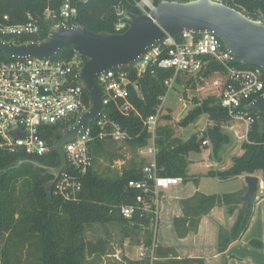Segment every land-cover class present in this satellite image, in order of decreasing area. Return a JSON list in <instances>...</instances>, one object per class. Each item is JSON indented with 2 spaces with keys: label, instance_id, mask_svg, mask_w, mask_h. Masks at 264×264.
Returning <instances> with one entry per match:
<instances>
[{
  "label": "trees",
  "instance_id": "obj_1",
  "mask_svg": "<svg viewBox=\"0 0 264 264\" xmlns=\"http://www.w3.org/2000/svg\"><path fill=\"white\" fill-rule=\"evenodd\" d=\"M65 0H0V22L7 15L8 23L21 24L30 15L41 25V34L35 41L44 39L53 24L44 17L46 8L57 11ZM157 4L161 0H151ZM76 6L78 14L68 25H83L91 31L117 32L114 23L117 20L114 6L121 3L127 10L140 14L134 6V0H90L81 3L70 0ZM227 5L240 10L247 17L257 20L264 17V0H227ZM126 29V28H125ZM120 30L119 32L124 31ZM179 39L178 34H173ZM23 42V40H22ZM75 52L70 47H63L58 57H69ZM84 61V57H81ZM10 56L0 52V60H8ZM240 67H248L237 60ZM131 78L139 85L138 89L130 88L129 100L142 117L153 113L161 103V97L166 93L164 81L172 71L161 68H148L141 77L136 78L132 68ZM209 80L213 89L210 95L199 100L194 99V105L177 121L180 128L194 124L202 114H207L210 120L208 126L199 135L192 133L182 140L175 135L170 114L163 111L154 136L155 164L157 175L180 177L183 183L193 182L195 185L202 176L215 177L221 181H229L240 175H255L261 172L264 197V129L256 120V112L248 107L245 110L254 117L247 131L239 121H234L227 111L220 106L219 94L225 84V72L221 65L211 61L203 66L195 75L181 73L177 76L175 85L195 88L196 83ZM88 92L85 90V103L88 106ZM104 112L117 121L129 135L127 143L133 147H143L150 138V133L141 119L134 115L120 114L112 104L105 106ZM51 126L45 132V137L51 144L50 151L43 156L35 157L20 153H8L0 150V264H94V259H101L109 251L110 240L104 237L87 239L86 231L93 223L113 222L119 225L122 240L129 238L130 243L142 244L146 255L138 260H128V264H148L151 259H167L165 263L154 264H204L200 258L176 259L175 249L155 243L149 224L153 218L151 212H135L131 218H124L121 207L134 205L138 191L127 188L129 180L144 179L143 167L145 160H131L126 167L113 175L106 176L93 168L94 162L103 150L106 138L95 137L90 143L92 164L81 176V189L74 198L65 199L54 193V185L49 189L45 183L52 175L44 169L30 163H22L14 167L19 159L34 160L48 167H57L60 155L53 147V141L59 138L57 130L72 123ZM234 122L238 126L239 149L230 155V162L224 166L206 167L190 173L188 156L208 150L202 144L210 142L212 157L220 161L222 148L231 142L224 130L227 124ZM94 125V124H93ZM96 135V129L93 130ZM200 167V168H201ZM246 189L235 192L203 194L199 191L191 196L180 199L181 215L172 219V228L177 238H184L196 233L200 220L210 213L214 207H224L227 214L235 213V219L229 229L220 227L217 235V250H225L230 243L236 241L246 231L252 214V201L248 211L245 204L239 200ZM136 237V238H135ZM254 247H261L258 239H251Z\"/></svg>",
  "mask_w": 264,
  "mask_h": 264
},
{
  "label": "built area",
  "instance_id": "obj_2",
  "mask_svg": "<svg viewBox=\"0 0 264 264\" xmlns=\"http://www.w3.org/2000/svg\"><path fill=\"white\" fill-rule=\"evenodd\" d=\"M89 1L79 0L81 3ZM210 1L222 4L227 2ZM134 6L141 13H148L156 5L151 0H134ZM126 10L121 3L114 6L117 17L114 28L117 32L127 27L123 22ZM77 14L78 9L70 0H65L57 11L46 8L43 12L44 17L52 20V25L60 23L68 25L67 21L76 18ZM8 21V16L3 15L0 22V38L5 41L15 43H22V40L35 41L34 39L41 34L40 23L30 15L21 24H11ZM256 21L264 22V17L261 16ZM178 36L179 39L173 34H167L163 40L148 47L133 66L110 69L95 77L104 110L106 105L112 104L122 115L138 116L151 134L149 138L151 145L144 151L146 155L151 156V160L143 167L144 179H131L127 182V188L138 191L135 197L136 206L121 207V214L127 219L135 212H139L140 215L143 212L156 215L160 193L182 182L180 177L157 175L154 136L163 114L164 96L153 113L142 117L129 100L130 88L137 90L139 87L137 81L131 78L129 68H132L136 78L141 77L148 68L171 70L172 74L164 81L167 92L174 87L179 74L195 75L209 62L218 63L225 72V84L219 94L220 106L232 119L243 122L245 131L254 120L245 108H249V104L264 93L263 70L252 65L240 67L237 64L238 59L215 33L183 30ZM82 64L83 60L77 53L69 57H58L57 54L55 57L45 59L10 57L8 60H0V150L35 157L46 155L50 151L52 146L45 137L46 130L51 126L73 120L66 126L69 127L87 110L85 89L78 79ZM178 100L182 101V98L179 97ZM104 110L96 120L87 123L73 139L62 145L66 163L53 183V190L65 199L74 198L81 189L80 178L92 164L90 143L95 137L116 141L129 139L127 131ZM94 129L96 135L93 133ZM206 142L207 140H204L202 143ZM150 252L153 259V248ZM145 255L146 249L141 244L138 257L142 258Z\"/></svg>",
  "mask_w": 264,
  "mask_h": 264
},
{
  "label": "water",
  "instance_id": "obj_3",
  "mask_svg": "<svg viewBox=\"0 0 264 264\" xmlns=\"http://www.w3.org/2000/svg\"><path fill=\"white\" fill-rule=\"evenodd\" d=\"M123 22L127 27L122 32H94L83 25L60 23L52 25L47 36L40 41L15 43L0 38V52L10 57L45 59L55 57L63 47H70L86 59L78 72V79L88 92V107L74 124L57 130L59 138L53 141V147L60 155L59 165L48 167L27 159H20L14 165L30 163L51 174L52 178L45 183L47 189L65 166L62 145L104 110L95 77L110 69L135 65L148 47L163 40L167 34H179L183 30L213 32L242 64L258 66L264 72V22L253 20L227 4L210 0H161L148 13L136 14L126 10ZM249 108L255 110L256 120L264 129V93L257 96ZM244 181L246 190L239 200L248 211L259 188V179L255 175H245Z\"/></svg>",
  "mask_w": 264,
  "mask_h": 264
},
{
  "label": "crops",
  "instance_id": "obj_4",
  "mask_svg": "<svg viewBox=\"0 0 264 264\" xmlns=\"http://www.w3.org/2000/svg\"><path fill=\"white\" fill-rule=\"evenodd\" d=\"M206 158L207 160L201 163L195 162L197 160H194V158H192L191 161L193 163L191 162L189 164V169L195 168V170L197 171L201 166H206L208 168L220 165L224 166L230 162V156L228 158L223 157L220 161H217L215 159L212 160L209 157ZM193 174L197 173L195 172ZM244 176L245 175H240L235 179L229 180L235 182L236 185L235 189L231 192L246 189ZM255 176H257L259 179V188L255 194L249 225L246 231L241 235V237L236 241L230 243L225 250H217L218 230L220 227L229 229L234 222L235 213L230 215L227 214L224 207H214L210 211V213L201 218L198 226V231L196 233L189 234L184 238L176 237L171 224L172 219L176 216H180L182 213L181 207L178 202L180 199L189 197L196 191H199L203 194H218L217 192L205 191L210 190L211 186L213 185L211 181L216 179L220 182H229L221 181L215 177L207 176L200 177L198 179L197 185H195L191 181L186 183L181 182L180 184L165 189L160 193V204L161 206H163L161 210V218L164 221L163 225L161 226L167 228L170 235L172 233L173 240L171 238V243H169L166 241H162L163 239H159V236L158 240H156L158 244L162 246L173 247L178 255L176 259L200 258L203 259L204 264H264V197L262 196L263 183L261 180L260 171L256 172ZM227 192L228 191L220 193ZM182 193H185V195ZM166 195L167 199H164V201L163 198ZM170 201H172V203H174L175 205L170 206L172 204L169 203ZM124 239H121L119 245L120 248L118 249H122L123 246L126 247L128 245L125 241L126 239ZM251 239L260 240L262 246L259 248L252 246L249 243ZM104 257L114 258L111 263L108 262L104 264H128V260L140 259L136 251L128 250H125L124 252L119 251V254L108 251L106 255L101 257V259H103ZM166 260L167 259L164 258L157 260L156 262L165 263Z\"/></svg>",
  "mask_w": 264,
  "mask_h": 264
},
{
  "label": "rangeland",
  "instance_id": "obj_5",
  "mask_svg": "<svg viewBox=\"0 0 264 264\" xmlns=\"http://www.w3.org/2000/svg\"><path fill=\"white\" fill-rule=\"evenodd\" d=\"M211 84L209 80L202 81L200 83H196L195 88L190 87H183V84L174 85L171 89H169L163 97V111L170 114V120L172 121L171 124L175 129L176 137L184 140L192 133L201 134L205 128L208 126L210 120L208 119L207 114H202L198 120L194 124H190L186 127L180 128L176 125L177 121H179L187 111L193 107L194 99H203L210 95L212 92ZM181 97L182 101H179L178 98ZM237 121V120H234ZM240 123H244L239 121ZM227 128L224 129L231 138V142L229 144H225L222 148L221 157L228 158L233 152H236L239 149V137L237 134L238 126L236 123L231 122L227 124ZM203 144V143H202ZM151 145L150 140L147 141V144L143 147H133L130 146L127 141H116L113 139L107 138L104 145L102 152L96 158L93 168L97 170L98 173L106 176H113L119 173L123 167H126L131 160L140 161L141 159L145 160V165L151 160V156L146 155L144 151L147 150V147ZM209 148L204 152L199 153H190L188 159H190V163L192 162L191 159L197 160L195 162L201 163L206 161L209 157L210 159H214L212 157V152L210 150V142L207 140L206 144ZM205 154V155H204ZM209 155V156H208ZM204 157V158H202ZM193 163V162H192ZM196 163V164H197ZM198 169H202L198 168ZM190 173L197 172L195 168H191ZM210 179V178H209ZM205 182V181H204ZM211 183L213 184L210 188V192H231L235 189V182H220L218 180H212ZM210 183V184H211ZM185 195V193H182ZM161 198V196H160ZM167 199V195L164 196L163 200ZM164 200V201H165ZM170 204L172 201L169 202ZM168 204V205H170ZM175 205L172 203L170 206ZM162 207L160 202L158 206V213L153 215L151 222L149 224V230L151 236L155 243H158L156 240L163 239L162 241H166L171 243V238L173 240L172 233L169 234L167 228L163 225L164 221L161 218V210ZM160 225V226H159ZM156 233V235H155ZM163 236V238H162ZM87 239H96L97 237H104L110 240L109 251L118 253L119 251L124 252L125 250L128 251H136L137 254L139 253V246L141 244L130 243L129 238H125L124 240L127 242V246H123L122 249L120 248V241L122 239V232L120 230L119 225L113 222H106V223H93L90 228L86 231ZM136 238V237H135ZM137 256V255H135ZM113 257H104L103 259L93 260L94 264H104L108 262H112ZM156 261L150 259L148 264H154Z\"/></svg>",
  "mask_w": 264,
  "mask_h": 264
}]
</instances>
